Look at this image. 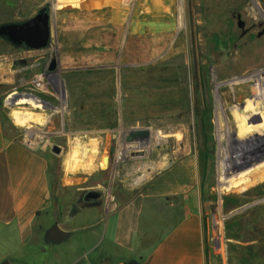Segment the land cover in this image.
<instances>
[{
	"label": "rangeland",
	"instance_id": "1",
	"mask_svg": "<svg viewBox=\"0 0 264 264\" xmlns=\"http://www.w3.org/2000/svg\"><path fill=\"white\" fill-rule=\"evenodd\" d=\"M44 7L47 49L0 40V103L47 160L49 222L111 214L195 157L210 264H264V0H0V24ZM81 190L102 206L75 208Z\"/></svg>",
	"mask_w": 264,
	"mask_h": 264
},
{
	"label": "crops",
	"instance_id": "2",
	"mask_svg": "<svg viewBox=\"0 0 264 264\" xmlns=\"http://www.w3.org/2000/svg\"><path fill=\"white\" fill-rule=\"evenodd\" d=\"M50 203L47 160L8 133L0 106V264H210L195 157L158 174L111 214L72 217L71 228L58 223L70 233L59 244L45 240L55 224Z\"/></svg>",
	"mask_w": 264,
	"mask_h": 264
},
{
	"label": "water",
	"instance_id": "3",
	"mask_svg": "<svg viewBox=\"0 0 264 264\" xmlns=\"http://www.w3.org/2000/svg\"><path fill=\"white\" fill-rule=\"evenodd\" d=\"M51 14L49 7H44L33 18L24 21L5 22L0 24V40L10 44L15 50L24 47L27 51H40L47 49L50 46L52 38ZM56 62L52 61L50 70L54 71ZM35 98L33 95H28L27 98ZM148 130H136L131 133L128 141L140 140L149 136ZM55 152L59 153V148H55ZM104 193L100 190H90L84 193L85 201H94L92 205L87 207L97 206L96 201H102ZM70 233L63 230L58 223H55L46 233L47 244H59L68 239ZM2 264H10L5 261Z\"/></svg>",
	"mask_w": 264,
	"mask_h": 264
},
{
	"label": "flooded vegetation",
	"instance_id": "4",
	"mask_svg": "<svg viewBox=\"0 0 264 264\" xmlns=\"http://www.w3.org/2000/svg\"><path fill=\"white\" fill-rule=\"evenodd\" d=\"M41 10V9H40ZM40 10L38 11V13L40 12ZM37 13V14H38ZM36 14V15H37ZM50 14H51V12H50ZM34 17V16H33ZM33 17H29L28 19H31V18H33ZM20 49H24V47L22 46V47H20ZM85 193V192H84ZM84 193L83 194H80V196H79V198H78V200H77V204H78V206H76L75 208H79V209H82V207L81 206H85L86 208H87V206L88 205H92L93 204V202L94 201H85L84 199H83V195H84ZM95 203V202H94ZM96 203L97 204H99V205H97L96 207H94V208H100L101 206H102V201L100 200V201H96ZM78 209V210H79Z\"/></svg>",
	"mask_w": 264,
	"mask_h": 264
},
{
	"label": "bare ground",
	"instance_id": "5",
	"mask_svg": "<svg viewBox=\"0 0 264 264\" xmlns=\"http://www.w3.org/2000/svg\"><path fill=\"white\" fill-rule=\"evenodd\" d=\"M246 9V8H245ZM253 13V12H252ZM258 77V81H259V83H260V85H259V87H258V89L256 90L257 92H256V94H255V98L257 99V98H260L261 100H263V102H264V74H260L259 76H257ZM255 99V100H256ZM249 101V100H248ZM256 103V102H255ZM248 105H249V103H248ZM244 106V105H243ZM242 107V106H241ZM246 107V106H245ZM245 107H243V108H245ZM242 108V109H243ZM240 110V109H239ZM226 138V137H225ZM231 141V140H230ZM229 141V142H230ZM247 142V141H246ZM250 143V142H249ZM233 144V143H232ZM141 181V179L138 181V183Z\"/></svg>",
	"mask_w": 264,
	"mask_h": 264
},
{
	"label": "trees",
	"instance_id": "6",
	"mask_svg": "<svg viewBox=\"0 0 264 264\" xmlns=\"http://www.w3.org/2000/svg\"><path fill=\"white\" fill-rule=\"evenodd\" d=\"M25 49V48H24ZM26 50V49H25ZM0 106L2 107V103H0ZM4 113V112H3ZM4 118H5V114H4ZM86 192V191H85ZM84 193V191L81 193V194H83ZM258 232L259 233H262V231L261 230H258ZM262 239H264V237H263V235H261V240ZM246 242H251V240H247ZM128 264H137V261H131V262H129Z\"/></svg>",
	"mask_w": 264,
	"mask_h": 264
}]
</instances>
